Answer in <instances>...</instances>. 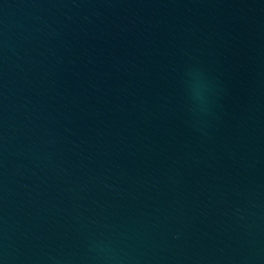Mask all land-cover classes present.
Here are the masks:
<instances>
[{"label": "water", "instance_id": "1", "mask_svg": "<svg viewBox=\"0 0 264 264\" xmlns=\"http://www.w3.org/2000/svg\"><path fill=\"white\" fill-rule=\"evenodd\" d=\"M0 264H264V0H0Z\"/></svg>", "mask_w": 264, "mask_h": 264}]
</instances>
